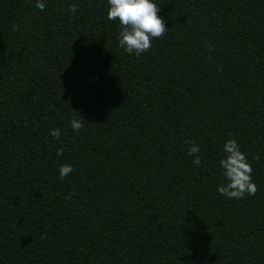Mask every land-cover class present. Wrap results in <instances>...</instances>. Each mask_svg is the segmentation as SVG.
I'll return each instance as SVG.
<instances>
[{
  "label": "trees",
  "instance_id": "obj_1",
  "mask_svg": "<svg viewBox=\"0 0 264 264\" xmlns=\"http://www.w3.org/2000/svg\"><path fill=\"white\" fill-rule=\"evenodd\" d=\"M155 3L137 57L107 0H0V264H264V0ZM228 139L252 196L216 191Z\"/></svg>",
  "mask_w": 264,
  "mask_h": 264
},
{
  "label": "clouds",
  "instance_id": "obj_2",
  "mask_svg": "<svg viewBox=\"0 0 264 264\" xmlns=\"http://www.w3.org/2000/svg\"><path fill=\"white\" fill-rule=\"evenodd\" d=\"M32 2V0H30ZM47 0H34V7L43 11ZM107 19L119 21L118 47L126 54L139 57L147 52L152 40L163 36L169 29L165 26L164 19L158 15L160 7L155 0H107ZM77 6L71 5L69 11L77 12ZM16 25L12 30H16ZM85 122L80 116L69 121L74 133L79 134ZM49 135L59 140L61 130L51 129ZM190 146L187 155L193 157L192 164L199 167L201 158L198 155L201 149L195 141H186ZM223 156L219 159V168L223 182L217 186L216 191L228 199H243L245 195L252 196L256 193V185L252 182V167L246 155L241 151L235 139H228L222 146ZM57 156L63 155V148H58ZM73 172L71 164H62L58 168L61 179Z\"/></svg>",
  "mask_w": 264,
  "mask_h": 264
}]
</instances>
